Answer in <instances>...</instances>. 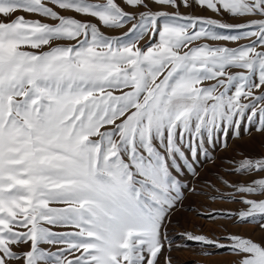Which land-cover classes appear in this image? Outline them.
Here are the masks:
<instances>
[{
  "label": "snow or ice",
  "instance_id": "1",
  "mask_svg": "<svg viewBox=\"0 0 264 264\" xmlns=\"http://www.w3.org/2000/svg\"><path fill=\"white\" fill-rule=\"evenodd\" d=\"M253 134L264 0H0V264H264Z\"/></svg>",
  "mask_w": 264,
  "mask_h": 264
},
{
  "label": "rangeland",
  "instance_id": "2",
  "mask_svg": "<svg viewBox=\"0 0 264 264\" xmlns=\"http://www.w3.org/2000/svg\"><path fill=\"white\" fill-rule=\"evenodd\" d=\"M23 13H17V15H21ZM143 43V42H142ZM230 147L228 149L224 148H217V150L212 153L215 162H205V165L202 169V177L204 178H211L212 173L222 171L227 166V161L224 159L226 157H231L233 159L238 160L239 153H251V154H259L262 150H264V138L260 137L258 134H253L252 136L244 135L242 139L236 140L233 138H229L228 141ZM210 207H226L231 208L233 210L240 209L243 206L240 204H224V205H210ZM191 219V218H190ZM195 223L203 225L204 221H195ZM184 227L187 228L189 231H195V229L192 227L190 223H185ZM61 231L63 229H60ZM208 229L206 228V231ZM183 231V228L181 229H174V239L176 242L182 243L179 232ZM231 231L234 232H242L245 235L251 234L252 229L251 228H232ZM254 239H260L261 236L257 232L253 236ZM192 243V242H190ZM45 248H49L50 246L45 245ZM51 250L55 251V248H52ZM218 254L213 256H203L199 255L201 252V249L198 247L193 246L190 249H185L183 251H173L171 253L172 258L174 259L177 264H192V262H196V264H224V262H227L231 259L230 254L226 249L222 250H215Z\"/></svg>",
  "mask_w": 264,
  "mask_h": 264
}]
</instances>
